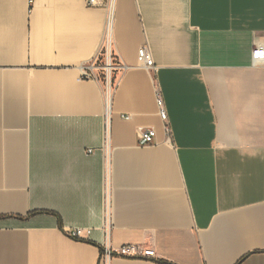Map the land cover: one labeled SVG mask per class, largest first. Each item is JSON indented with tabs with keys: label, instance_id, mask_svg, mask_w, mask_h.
<instances>
[{
	"label": "crops",
	"instance_id": "crops-1",
	"mask_svg": "<svg viewBox=\"0 0 264 264\" xmlns=\"http://www.w3.org/2000/svg\"><path fill=\"white\" fill-rule=\"evenodd\" d=\"M105 29L86 0H0V264L127 243L156 257L110 264H264V0H116L108 152L105 84L81 76Z\"/></svg>",
	"mask_w": 264,
	"mask_h": 264
},
{
	"label": "built area",
	"instance_id": "built-area-1",
	"mask_svg": "<svg viewBox=\"0 0 264 264\" xmlns=\"http://www.w3.org/2000/svg\"><path fill=\"white\" fill-rule=\"evenodd\" d=\"M33 2V0H30ZM116 0H86V4L91 8H101L106 12V29L103 42L94 58L84 64L81 69V76L84 79H93L102 81L105 84V100H106V113H105V144L104 150L108 152L109 134H110V118L109 107L111 94L114 88V72L122 69L123 65L119 66L116 61V56L112 50L111 30L114 19ZM252 57L255 64L264 62V47L259 46L252 52ZM139 61L148 70H155L156 65L147 45L142 46L139 50ZM157 102L159 107V115L164 121V130L168 138L171 139V127L169 123L168 113L165 109L160 90H157ZM125 119H130L131 116H124ZM138 143L141 146L156 144V130L151 127L139 126L137 129ZM93 150L89 149L88 153ZM111 225V207L109 202V190H106L105 202V231ZM83 228H71L68 233L75 238L82 237ZM90 233V230H87ZM101 261L103 264H110L111 260L115 257L123 258H155L156 254L153 249H147L136 243L123 244L117 248L110 247L105 244L101 253Z\"/></svg>",
	"mask_w": 264,
	"mask_h": 264
}]
</instances>
